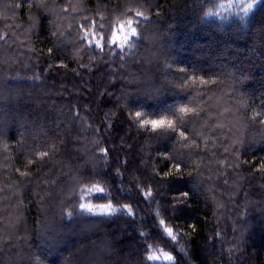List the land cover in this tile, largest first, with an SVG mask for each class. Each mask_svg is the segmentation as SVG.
I'll return each mask as SVG.
<instances>
[{"label": "trees", "instance_id": "16d2710c", "mask_svg": "<svg viewBox=\"0 0 264 264\" xmlns=\"http://www.w3.org/2000/svg\"><path fill=\"white\" fill-rule=\"evenodd\" d=\"M124 2L49 0L56 7L41 15L43 29L29 31L28 9H22L21 15L10 6L13 0H0V264H140L149 244L155 245L154 252L167 251L175 257L172 262L161 257L151 264H264V206L260 203L264 200L260 195L264 177L260 174H233L225 184L227 173L213 171L217 165L210 158L200 166V177L162 182L153 178L150 182L158 190L155 202L144 201L134 189L129 191L133 183L141 184L139 174L147 170L127 176L123 192L113 174L118 162L125 159L120 146L139 145L148 136L128 117L134 112L143 113L145 118L172 116L183 104L204 109L202 119L186 118L191 121L189 135L196 137L192 143L199 144L200 149L206 147L223 155L222 145L245 141L240 147L244 158L264 157V126L248 120L252 112L264 115V0H232L231 8L218 7L231 0H137L148 18L140 22L135 47L123 50L124 61L118 57L105 60L91 48L80 52L82 66L74 59V42L79 41L83 18L88 17L89 22L95 19L98 27L103 15V32L108 34L119 17L117 5ZM239 2L253 7L245 15ZM70 4L80 7L64 12ZM209 10L212 16L206 15ZM31 11L32 16L38 15L35 8ZM52 21L56 22L55 35ZM113 34L122 39L125 30L117 33L114 27ZM81 47L86 46L81 43ZM49 48L52 58L47 56ZM59 62L76 72L56 69ZM90 63L92 66L86 67ZM179 68L184 73H179ZM188 75L217 80L218 84H196L190 96V91L181 87ZM92 86L108 92L103 111L95 106L89 109L84 103ZM122 91L127 97L118 104ZM114 112L120 116L106 137L112 149L110 164L105 166L101 161L95 171L83 170L90 177L84 186L99 183L105 192L85 193L86 202L112 199L118 204L130 203L135 220L123 211L113 218L77 213L69 220L61 211V201L66 197L34 194L39 191L37 181L40 188L56 193L60 191L56 182L63 181L61 187L71 191L77 173L61 151H56L55 159L64 161L62 167L49 163L40 176L30 178L20 177L18 170H27L24 163L34 161L36 153L52 151L53 145L59 146L66 138L78 140L82 153L85 146L90 150L91 141L99 138L93 130H99L101 119L110 127ZM236 117L238 125L234 126ZM217 123L222 128H216ZM174 140V134L169 133L155 138L151 145L143 144L149 168L157 152L172 150ZM204 140L209 143L205 145ZM68 148L71 150L70 143ZM36 171L33 167L32 173ZM196 179L202 181L203 188ZM182 191H187L188 197L177 203L173 197ZM203 192L209 197L207 207ZM76 193L78 198L79 187ZM246 196L251 201L247 207ZM75 199L67 200L65 206ZM159 220L174 227L178 243L164 236ZM189 224L197 226L195 233L186 229Z\"/></svg>", "mask_w": 264, "mask_h": 264}, {"label": "snow or ice", "instance_id": "6c2138e0", "mask_svg": "<svg viewBox=\"0 0 264 264\" xmlns=\"http://www.w3.org/2000/svg\"><path fill=\"white\" fill-rule=\"evenodd\" d=\"M10 6L15 10H19L21 15H23L22 9H28V14L31 18L28 25L29 31H37L38 28L43 29L44 21L40 18L41 15H43L44 12L54 10L56 7L55 5H50L49 0H13V4ZM232 6H234L232 0L228 4L221 3L218 5V7L220 8H231ZM76 7L80 6H73L70 4L69 7L63 8V11L67 12L69 10H74V8ZM141 7L142 5L137 3V0H125L123 5H117L119 17L117 21L112 24L110 32L108 34H105L103 32L106 19L103 15L100 17L98 27L95 19L89 22V18L84 17L83 19L85 23L81 25L78 32L79 41L74 42V45L77 49V52L74 54V59L79 60L80 64L83 66V61L80 59L79 55L80 52L94 48L99 51V53L105 60H108L110 57H118L119 60L123 62V50L125 48L131 50L135 47L133 41L140 35L138 31L140 22L148 18L145 12L140 10ZM239 7L244 8L246 15L247 12L252 9L253 5H245L244 3L239 2ZM33 8L37 10V16H32L31 10ZM206 15L212 16L213 12L209 10ZM108 19L110 20L111 17H108ZM114 27L117 30V33H119V31L121 30H125V35L122 39L118 35L113 34ZM52 29V34L55 35V21H52ZM81 43H83V45H85L86 47L82 48ZM93 55H95V53H93ZM47 56L49 58H52L51 48L48 49ZM88 59L91 62L93 57L90 56ZM91 66L92 65L90 63L86 67ZM55 68L66 69L67 71L73 73L76 72L75 68L70 67L64 62L56 63ZM101 71H103V69H101ZM178 71L179 73H184L185 70L183 68H179ZM110 76L111 73H109V77ZM196 84L203 86H215L218 84V81L206 80L203 77H193L191 75H188L183 81L181 87L183 90L190 91L191 96L192 91H195L193 86ZM100 87L104 88L103 83H101ZM209 90H211V88H209ZM197 94L202 95L201 93ZM126 97L127 93L122 91L121 96L118 99V104L120 100L126 99ZM108 100V92H106L105 90L101 92L99 87L92 86V90L87 93V99H84V103L88 104L89 109L95 106L103 111L107 108ZM77 107H79V104H77ZM225 111L230 112L231 110L225 109ZM203 112V108L197 109L195 107H189L188 104H183L175 109V112L172 116L162 115L156 118H145V115L143 113L134 112L132 116L128 117V119L132 121L138 131L145 132L148 134V136L139 145L125 143L120 146L119 150L123 152L125 159L123 163H121L120 160L117 164L116 169L113 170V174L116 175L119 179L121 185L120 191H125L123 185L127 176H132L133 173H140L141 169H145L147 170L146 173L139 174V176L142 178L141 184L138 186L133 183L129 191H132L134 189L144 201L150 200L152 202H155L157 199L158 190L156 186L150 182L153 178H158V180L162 182L172 178L183 179L186 176H194L195 178L200 177V166L202 165L204 160H208L210 158H214L217 165V167L213 169V171L217 173H227V175L224 176L223 181L225 184L229 182L233 174L237 176H254L255 174H260L262 177H264V157H260L259 159L244 158L243 154L240 151V147L245 141H237V143L234 144L222 145L224 147L223 155H219L217 150L209 151L206 147L200 149L199 144L192 143V140L196 139V137L194 135H189V124L191 123V121L186 118L194 116L196 118L202 119ZM223 114L224 113H221V115ZM119 116V113H113L114 118L111 121L110 127H106L105 121L102 119L100 120L99 130H93V135L98 136L99 138L93 139L91 141L92 147L90 148V150L85 146L82 153L80 142L78 140L73 141L66 138L59 146L53 145L52 151L43 150L36 153L34 161L32 159H29L27 163H24V167L27 170H18V175L24 178H30V176H40L45 166H47L49 163L59 164L62 167L64 161H57L55 159V153L59 150L62 152L63 156H66L68 158L70 167L77 173V176L74 178L71 191L69 192L66 187H61V185L64 183L63 181L56 182V186L60 188L59 193H56L54 189L40 188L39 181H37L36 187L37 189H39V191H36L34 193L35 195L40 196L42 192H48L52 197H66L61 201V211L62 216H66L69 220H71L77 213H87L94 217L101 216L113 218L117 217V212L123 211L127 214L128 218L134 221L136 212L133 210V207L130 203L118 204L112 199H109L104 203H91L86 202L87 197L85 196V193L91 194L95 192L103 194L105 192V188L102 187L99 183H91L87 186H84L87 181H90V177L86 176L83 170L91 168L93 171H95L101 165V161L105 166H108L110 164L112 149L107 146L108 141L106 137L110 135V129H114L115 123L119 119ZM248 120L253 124L258 123L260 126H264V115L258 112H252ZM215 127L222 128V125L217 123ZM169 133L174 134L175 137L172 150L157 152L158 155L156 156L151 168H149L147 166V161H145V149L143 147V144L147 142L149 145H151L155 138H158L161 135H167ZM77 135H80V133L78 132ZM213 135H215V133H213ZM101 139L103 146L101 144ZM217 139L219 138L217 137ZM69 143L71 144V150H69L68 148ZM208 143V140H204L205 145H207ZM177 145H179V147H177ZM185 149L187 151H184ZM194 149H197V151H194ZM229 149H231V151H229ZM130 153L132 154L131 158H129ZM197 156L200 157L199 161L195 159V157ZM85 157H88V159H86ZM73 160L75 161V163H71ZM148 160H152V156H148ZM164 162L167 163L165 164L164 168L161 169V164ZM33 167L37 169L35 173H32ZM229 168H231V171H229ZM146 175L147 179L143 178ZM29 182H31V179H29ZM198 183L202 188L204 187L202 181H198ZM77 187H79L78 198L76 193ZM140 188H143V191H141ZM261 188L264 189V183H262ZM203 195L207 207V200L209 199V197L205 192H203ZM260 195L264 196V191H262ZM73 197L76 198L75 201L72 204L65 206V202L72 199ZM187 197L188 192L182 191L179 195L174 196L173 200L177 203H182L187 199ZM212 199H215V197L213 196ZM250 202V197L246 196L245 206L247 207ZM260 203L262 206H264V200H261ZM262 210H264V207H262ZM158 223L163 231L164 236H166L167 239L170 240L173 244L178 243L179 238L174 234V227H169L168 223L165 220H159ZM186 229H189L191 234H193L197 231V226L195 224H189ZM261 232H264V228L261 229ZM139 234L143 236L144 239H149L147 234L143 232ZM217 235H219V233H217ZM189 238L191 239V235L189 236ZM239 239L242 244L244 239L243 233L241 234ZM215 243L216 241L214 240L213 244ZM154 247V244L145 245L146 252L140 260V264H145V262L151 264V262L157 261L161 257H163V259L168 262H172L175 260V257L170 252H154ZM180 251L183 252L184 247H182Z\"/></svg>", "mask_w": 264, "mask_h": 264}, {"label": "rangeland", "instance_id": "374dc122", "mask_svg": "<svg viewBox=\"0 0 264 264\" xmlns=\"http://www.w3.org/2000/svg\"><path fill=\"white\" fill-rule=\"evenodd\" d=\"M232 123L234 124V126H237L238 125V118L237 117L234 118V120L232 121ZM131 247H133V246L131 245Z\"/></svg>", "mask_w": 264, "mask_h": 264}]
</instances>
